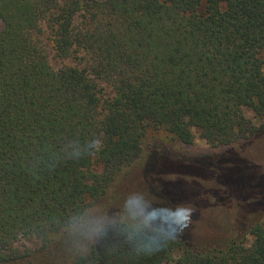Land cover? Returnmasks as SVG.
I'll list each match as a JSON object with an SVG mask.
<instances>
[{
  "label": "trees",
  "instance_id": "obj_1",
  "mask_svg": "<svg viewBox=\"0 0 264 264\" xmlns=\"http://www.w3.org/2000/svg\"><path fill=\"white\" fill-rule=\"evenodd\" d=\"M49 48L73 62L55 67ZM263 133L264 0H0V264H264L263 167L227 215L198 182L134 183L157 147L199 162L178 147ZM133 192L186 209L176 239L67 250L69 215Z\"/></svg>",
  "mask_w": 264,
  "mask_h": 264
},
{
  "label": "clouds",
  "instance_id": "obj_2",
  "mask_svg": "<svg viewBox=\"0 0 264 264\" xmlns=\"http://www.w3.org/2000/svg\"><path fill=\"white\" fill-rule=\"evenodd\" d=\"M94 147L95 140L90 139L87 148ZM110 212L89 207L69 215L61 229L67 250L84 259L93 247L103 249L123 240L137 254H152L177 238L186 215L182 206L155 204L141 192L129 194L120 209Z\"/></svg>",
  "mask_w": 264,
  "mask_h": 264
},
{
  "label": "rangeland",
  "instance_id": "obj_3",
  "mask_svg": "<svg viewBox=\"0 0 264 264\" xmlns=\"http://www.w3.org/2000/svg\"><path fill=\"white\" fill-rule=\"evenodd\" d=\"M50 50L51 62L55 67H59L64 63H72V59H61L54 56L53 51ZM109 90V89H108ZM107 94H111L108 91ZM248 116H252L250 111H247ZM181 150L189 151V153L206 152L207 155L199 158V162H193L191 156H187L185 152H173L166 150L163 147H157L155 149L152 162L155 160L158 162V167L154 171L144 174L143 169L140 168V172L135 175L137 179L134 183L140 182H170L179 185L182 192H189L190 188H196L193 186V182H198L202 187L209 189L210 199L216 201L221 207L224 213L229 211L230 207H238L244 203L249 202L250 193L246 191V179H249L252 174L260 171L264 168V133L259 139L253 141L249 145L237 146L233 150H216L201 137L197 136L194 144L191 146L178 147ZM222 151V152H221ZM231 151V152H230ZM233 152H236L235 156ZM223 153V154H222ZM238 157V158H237ZM153 163V164H154ZM205 164L204 167H201ZM195 166H200L199 169L194 171ZM99 167H96L98 170ZM137 170V171H138ZM201 171V172H200ZM247 176V177H246ZM131 182L133 180L131 179ZM239 182H245L241 184ZM232 185H242V188H234L233 193L238 196L231 199V201L225 200V194L227 191L230 193ZM259 195L264 193V182H261L259 187ZM249 196V197H248ZM221 197L220 200H218ZM220 209V210H221ZM226 211V212H225ZM227 215V213L225 214ZM23 245H31L32 242L23 241L20 242ZM169 264H175L173 262Z\"/></svg>",
  "mask_w": 264,
  "mask_h": 264
}]
</instances>
